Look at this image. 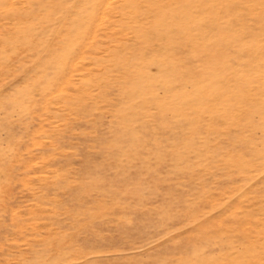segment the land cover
Instances as JSON below:
<instances>
[{
    "label": "rangeland",
    "instance_id": "obj_1",
    "mask_svg": "<svg viewBox=\"0 0 264 264\" xmlns=\"http://www.w3.org/2000/svg\"><path fill=\"white\" fill-rule=\"evenodd\" d=\"M0 264H264V0H0Z\"/></svg>",
    "mask_w": 264,
    "mask_h": 264
},
{
    "label": "bare ground",
    "instance_id": "obj_2",
    "mask_svg": "<svg viewBox=\"0 0 264 264\" xmlns=\"http://www.w3.org/2000/svg\"><path fill=\"white\" fill-rule=\"evenodd\" d=\"M136 1H137V0H136ZM134 3H135V2H134ZM40 5H41V4H40ZM2 7H3V6H2ZM11 7H12V6H11ZM29 7H30V6H29ZM32 13H33V12H32ZM99 13H100V12H99ZM101 17H102V16H101ZM33 20H34V19H33ZM33 20H32V21H33ZM78 46H79V45H78ZM83 48H84V47H83Z\"/></svg>",
    "mask_w": 264,
    "mask_h": 264
}]
</instances>
